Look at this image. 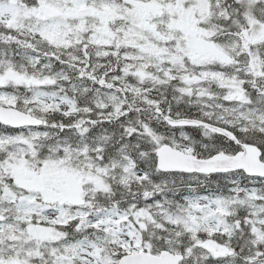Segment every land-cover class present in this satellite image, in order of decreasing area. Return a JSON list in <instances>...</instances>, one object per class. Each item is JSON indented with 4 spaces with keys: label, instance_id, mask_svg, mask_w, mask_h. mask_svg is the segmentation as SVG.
<instances>
[{
    "label": "snow or ice",
    "instance_id": "obj_1",
    "mask_svg": "<svg viewBox=\"0 0 264 264\" xmlns=\"http://www.w3.org/2000/svg\"><path fill=\"white\" fill-rule=\"evenodd\" d=\"M0 264H264V0H0Z\"/></svg>",
    "mask_w": 264,
    "mask_h": 264
}]
</instances>
